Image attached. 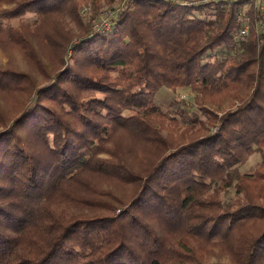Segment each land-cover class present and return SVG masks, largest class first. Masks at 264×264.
Returning <instances> with one entry per match:
<instances>
[{"label":"trees","instance_id":"obj_1","mask_svg":"<svg viewBox=\"0 0 264 264\" xmlns=\"http://www.w3.org/2000/svg\"><path fill=\"white\" fill-rule=\"evenodd\" d=\"M113 1L0 0V264H264V0Z\"/></svg>","mask_w":264,"mask_h":264},{"label":"rangeland","instance_id":"obj_2","mask_svg":"<svg viewBox=\"0 0 264 264\" xmlns=\"http://www.w3.org/2000/svg\"><path fill=\"white\" fill-rule=\"evenodd\" d=\"M205 1L206 0H197L196 3L198 4L201 2H205ZM120 2L121 0H114L110 4H104L100 6L97 10H93L90 5L83 4L77 10L76 14L68 11L67 9V10H64L62 13H60L56 18H57V21L63 26V28L67 30L68 33L70 34L78 33L85 26L88 27V30L90 32L92 30V24L94 23V20H96L99 17V15L102 14L104 11L106 12L108 10L106 8H110L112 6L114 7L118 5ZM206 9L208 13H213L215 11L210 8H206ZM23 18L28 20L29 22H34L36 20V14L33 12H29ZM10 23L13 25L17 24V19L10 20ZM78 44H79V40L77 36L73 35L63 55L65 62H70L69 56L72 54V50L78 47ZM43 59L46 62V65L48 66L47 68L49 69V71L53 70V68H51V66L53 65L49 62L48 58L43 57ZM8 60H11L12 62L18 64L20 67L28 68L25 63V60L23 59L21 53L18 50L3 49L0 47V62H5ZM36 76L39 80L41 79L40 75L36 74ZM45 82L46 81H44V83ZM180 91L181 92L189 91L188 97L183 100H185L187 104H190L192 102V98L195 96V93L187 88H178L176 92L173 91L174 93H171L172 95L163 96V94H161L156 97V101L159 105H161L162 110L166 109V106L168 102L171 100V98L180 99L178 97V93ZM33 102L34 100L31 103ZM200 116L201 118H203V115H200ZM102 155H105V154H102ZM259 161H260V154L259 152L254 151L247 157V159L243 163L238 164L237 168L242 172H251L256 168ZM232 195H233V189H230L226 193L223 194V197L229 198V197H232Z\"/></svg>","mask_w":264,"mask_h":264},{"label":"built area","instance_id":"obj_3","mask_svg":"<svg viewBox=\"0 0 264 264\" xmlns=\"http://www.w3.org/2000/svg\"><path fill=\"white\" fill-rule=\"evenodd\" d=\"M173 1L186 5L196 4L197 2V0H173ZM129 2L130 0H121V2L118 5L114 7L112 6L110 8H106L108 10L106 12L104 11L102 14L99 15V17L96 20H94V23L92 24V33L108 30L111 26L113 18L117 16L122 6L127 5ZM254 2L257 5V7H259L260 9L262 8V0H254ZM243 19L244 21L237 32V37L239 39L244 38L248 33V18L246 17ZM188 95H189V91L186 92L180 91L178 93V97L180 99H185L188 97Z\"/></svg>","mask_w":264,"mask_h":264},{"label":"crops","instance_id":"obj_4","mask_svg":"<svg viewBox=\"0 0 264 264\" xmlns=\"http://www.w3.org/2000/svg\"><path fill=\"white\" fill-rule=\"evenodd\" d=\"M171 93H173V91L166 88V89L161 90V92L159 93V95H161V94H163V96H165V95H172Z\"/></svg>","mask_w":264,"mask_h":264}]
</instances>
